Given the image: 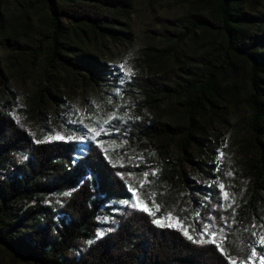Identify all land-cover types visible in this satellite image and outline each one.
I'll return each instance as SVG.
<instances>
[{
  "label": "rangeland",
  "instance_id": "374dc122",
  "mask_svg": "<svg viewBox=\"0 0 264 264\" xmlns=\"http://www.w3.org/2000/svg\"><path fill=\"white\" fill-rule=\"evenodd\" d=\"M124 1L128 8L113 27L115 38L93 39L78 47L70 56L83 67H71L51 58L47 43L39 41L50 29L41 0H4L0 107L33 143L74 142L75 159L85 154L88 144L94 145L126 176L127 199L96 198L93 241L113 232L127 214H145L158 228L213 245L228 264H264V203L247 207L250 180L230 166L235 146L247 134L245 73H235V100L219 106L214 120L201 122L202 145L195 152L182 131L153 136L148 129L155 122L172 130L184 125V99L172 91V79L217 45L200 33L167 38V32L181 34L193 16L206 14L202 0ZM242 8L264 29V0H242ZM163 20L179 22L178 31L164 27ZM67 42L73 45L70 38ZM150 81L159 84L156 93L144 90ZM229 82L223 86L226 93L234 86ZM186 83L184 79L181 84ZM186 158L196 165L184 174ZM67 196L20 202L11 212L41 208L44 217L50 215L58 223ZM136 201L151 214L133 208ZM157 219L162 223H155ZM0 264L31 263L0 246Z\"/></svg>",
  "mask_w": 264,
  "mask_h": 264
},
{
  "label": "trees",
  "instance_id": "16d2710c",
  "mask_svg": "<svg viewBox=\"0 0 264 264\" xmlns=\"http://www.w3.org/2000/svg\"><path fill=\"white\" fill-rule=\"evenodd\" d=\"M41 2L50 29L48 34L41 33L39 41L47 43L51 58L71 67H83L75 55L70 56L78 47L93 39L115 38L113 34L118 32L113 27L128 8L124 0ZM202 2L206 14L193 16L185 32H167V38L200 33L217 46L172 79V91L184 99L180 109L184 125L172 130L155 122L148 132L163 137L182 131L195 152L202 145L201 122L214 120L219 106L235 100V73L243 71L247 134L235 146L230 166L243 170L249 178L246 201L252 208L264 203V29L257 26L255 16L243 10L242 0ZM4 3L0 0V30L5 21ZM162 22L178 31L179 22ZM184 79L187 83L182 85ZM224 81L234 85L230 93L224 92ZM158 85L150 81L144 90L156 93ZM76 151L74 142L33 143L0 107V246L31 264H228L213 245L198 244L176 230L158 228L145 214H127L113 232L93 241L96 198L127 199L126 176L112 167L96 146L88 144L78 159ZM191 165H196L192 159L182 162L184 174ZM51 194H68L61 210L63 220L58 223L50 215L44 217L41 208L11 212L20 202Z\"/></svg>",
  "mask_w": 264,
  "mask_h": 264
},
{
  "label": "snow or ice",
  "instance_id": "6c2138e0",
  "mask_svg": "<svg viewBox=\"0 0 264 264\" xmlns=\"http://www.w3.org/2000/svg\"><path fill=\"white\" fill-rule=\"evenodd\" d=\"M121 67H123V65H121ZM89 131H93V129H89ZM95 135L99 136L100 133H99V132H96ZM56 138H57V139H63V137H56ZM69 139H70V138H69ZM145 175H147V174H145ZM221 187L223 188V186H221ZM225 197L227 198V194H225ZM125 203H127V202H125ZM132 207H133V208H138V209L141 210V211L149 212V214H151L150 209L148 208V206H146V205L140 203L139 201H136L135 203H133V204H132ZM170 219H171V217H169V220H170ZM154 222L157 223V224L162 223L159 219L155 220ZM185 234H187V233H185ZM102 235H103V233H99V234H98V236H102ZM189 238H191V237H189ZM90 243H91V242H90ZM253 254L255 255V253H253ZM230 264H234V262H233V261H230Z\"/></svg>",
  "mask_w": 264,
  "mask_h": 264
}]
</instances>
